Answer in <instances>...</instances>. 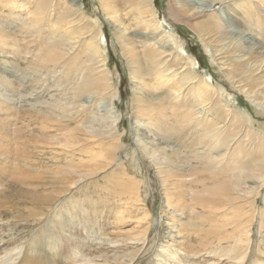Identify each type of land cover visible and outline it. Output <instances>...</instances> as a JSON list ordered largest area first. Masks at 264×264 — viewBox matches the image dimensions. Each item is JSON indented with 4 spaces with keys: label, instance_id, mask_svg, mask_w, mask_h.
<instances>
[{
    "label": "bare ground",
    "instance_id": "1",
    "mask_svg": "<svg viewBox=\"0 0 264 264\" xmlns=\"http://www.w3.org/2000/svg\"><path fill=\"white\" fill-rule=\"evenodd\" d=\"M97 1L102 5L111 33L118 41L131 72L135 106L132 136L140 152L156 170L163 191L164 243L173 252L167 250L161 255L163 258L159 257L158 264H170L166 255L173 257L177 252L199 255L203 250H195L194 223L189 220L192 215L205 216L214 205L211 199L201 203L197 199L216 193L223 201L242 202L246 194L255 190L246 189L248 181L263 186L264 143L257 144L248 135L250 129L247 127L254 122L250 113L231 105L224 86L216 87L211 76L198 73L197 59L194 60L186 50V44L174 25H188L198 33L211 54V63L214 65L215 61L222 60L228 79L264 111V8L261 7L264 0H170L167 16H172L175 23L159 18L155 0ZM220 3L225 6L219 11H211V7ZM230 6L234 14L226 10ZM104 37L102 22L87 15L80 0H0V55L7 57H0V60L9 67L1 64L0 79L21 96L31 88L38 91L34 82L42 81L47 89L43 88L42 94L39 93L35 103L31 104L35 112L49 119L69 117L75 120L81 127L78 126L79 130L84 132V144L91 141L102 143L106 138L107 148H110L108 153L82 145L71 150V154L79 153L81 159L76 162L73 157L66 178L75 176L71 172H76L82 179L85 172L82 166L85 165V174L91 177L115 164L122 168L120 176L115 182L109 179L110 187L106 188L116 190L122 183L136 184L138 181L137 176L125 168L126 158H117L114 153L125 150L127 145L119 128L121 116L115 104L118 92L113 88L112 72L102 48ZM32 46L37 48L31 51ZM11 56L12 61L8 59ZM15 68L26 72L21 81L12 79ZM60 87L68 91L63 92ZM50 88H55L57 93H50ZM4 105L1 100L0 113L7 112ZM244 121L248 123L245 128ZM74 130L72 132L76 134ZM74 143L71 139L66 146L72 148ZM243 143H247L246 146ZM13 146L7 140L0 143L1 168L7 169L5 165L16 160ZM83 153L87 158L82 156ZM74 163L83 164L73 166ZM14 167L10 175L20 185L32 187L35 180L42 179ZM208 180L214 186H210ZM69 181L71 185L78 182L74 178ZM259 193L255 192V195ZM142 198L143 193L139 191L131 195L133 207L125 209L127 214L121 212L119 215L140 222L146 220L150 214L145 207L139 214ZM199 205L203 208L201 212L198 211ZM255 216L263 219L264 208L258 213L253 210L251 216L239 221V227L245 224L238 241H245L238 254L242 263L250 252ZM259 229L257 232H261L260 237L264 239V222H260ZM137 234L145 238L147 229L139 227ZM37 250L20 248L15 255L1 262L42 264L40 252L35 253ZM135 253L130 251L121 257L114 253V259L117 264H130ZM172 264L178 263L174 261Z\"/></svg>",
    "mask_w": 264,
    "mask_h": 264
},
{
    "label": "rangeland",
    "instance_id": "2",
    "mask_svg": "<svg viewBox=\"0 0 264 264\" xmlns=\"http://www.w3.org/2000/svg\"><path fill=\"white\" fill-rule=\"evenodd\" d=\"M80 1L83 2L87 15L94 19H100L102 22L105 35L102 48L107 55L108 69L112 72L113 88L118 92L115 104L116 110L121 116L119 128L123 132V138L127 145L125 150H116L114 153L117 158H126L125 168L129 169L133 176H137L138 183L129 184L127 182V185L122 183L116 190L106 188L110 184L109 179L115 182V179L120 176L122 168L115 164L108 166L107 171L103 169L91 177H87L88 175L85 174L87 170L85 165L82 166L85 170L82 179L76 172H71L75 176L70 175L66 178L67 170L71 168L69 164L74 160L73 157L76 162L81 159L79 153L71 154V150L82 145L87 148L91 147L95 151L108 153L110 151L106 144L108 140L104 138L102 143L91 141L89 144H84L86 142L83 140L84 132L79 130L81 127L75 120L69 117L60 120L49 119L35 112L34 106L31 104L35 103L43 88V90L47 89L42 81L34 82L38 91H33L31 88L30 94L26 92L27 94L21 96L16 90L13 92L9 84L0 79V90L2 91L0 101L2 100L4 106L7 107L5 109L7 112L0 113V143H4V140L13 143L16 152L14 155L16 160L11 161V165H5L7 169L1 168L0 164V205H2V208L0 206V264L6 257L15 255L20 248H38L35 253L40 252L39 261L42 264H90L92 261L93 264H117L114 253L121 257L122 254L130 251H136L133 263L131 261L130 264H158L159 257L163 258L161 255L165 254L167 250L173 252L164 243L166 226L163 223L162 213L165 203L157 172L150 161L140 152L131 133L135 106L132 99L133 81L127 59L121 52L118 41L111 33V28L104 12H102L101 3L97 0ZM169 1L155 0L157 14L161 20L175 23L172 16H167ZM224 6L223 3L217 4L211 7V11H219ZM261 7L264 8V5L261 4ZM226 10L228 13L234 14L232 6L227 7ZM52 14L55 15V12ZM191 23L195 24L196 22ZM174 27L182 36L186 50L194 60L197 59V67H200V69H196L198 73L203 76L205 74L211 76L212 83L216 87L224 86L227 89L226 97L230 102H233H231L232 106L237 109L243 108L242 110H247L250 113L254 122L250 124V127H247L250 129L248 135L257 144L264 143V111L258 109L254 102L246 97L245 92L228 79L222 60L215 61L214 65L211 63V54L201 42L198 33L188 25L179 26L175 23ZM85 39L82 40V43L85 42ZM211 45L213 46L214 43ZM36 48L37 46H32L31 51ZM0 57L7 59L6 55H0ZM8 59L12 61L14 58L11 56ZM1 61L0 66L2 64L7 68L5 62ZM14 70L15 74L12 79L21 81L23 76H26L25 71H18V68ZM60 89L63 92L68 91H65L63 87ZM54 92L57 93L56 89L50 88V93ZM45 97L50 99L47 93ZM246 125L248 123L244 121L243 128ZM73 129L76 134H73ZM71 139L75 141L72 148L66 146ZM82 156L87 158L84 153ZM16 163L19 164L15 166ZM76 164L81 166L83 163H74L73 166ZM13 167L32 175H38L42 179L35 180L32 187L20 185L10 175ZM60 172H64L65 175H61ZM4 174H8V176L5 177ZM72 178L74 181H78L75 185L70 184L69 180ZM215 182H218V178L215 179ZM247 183L245 186L248 191L255 190L252 194H246L242 202H233V199L223 201L218 198L216 193L214 195L208 193L197 199L199 203L211 199L214 205L213 210H205V216L192 215L189 220L194 223L192 233L193 240L196 239L193 242L195 250H203V252L196 256L178 252L173 257L166 255L170 264L174 261L178 264H264V239L260 237L261 232H259L260 234L257 232L260 230L259 224L264 222V218L258 219L257 217L256 219L255 216L253 219L251 232L253 240L249 248L250 252L246 255V261L242 263L238 256L245 245V241L238 243L242 227L245 225L243 223L239 227V221L242 217L251 216L253 210L254 213H258L259 209L264 208V185L258 187L255 183L249 181ZM208 184L214 186L211 180H208ZM121 191L125 194H120ZM138 191L143 193L139 214L143 212L144 207L150 214V217L141 222L135 218L119 215L133 207L130 196L137 194ZM255 192H260L261 195L259 193L256 196ZM187 201H189L188 197ZM198 207V211L201 212L203 208L200 205ZM127 213L128 211L125 214ZM139 227L147 229L145 238L138 236ZM109 229L111 230L109 231ZM203 239L209 242L206 243Z\"/></svg>",
    "mask_w": 264,
    "mask_h": 264
}]
</instances>
